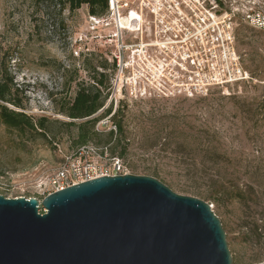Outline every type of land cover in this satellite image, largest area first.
Segmentation results:
<instances>
[{
  "label": "rangeland",
  "instance_id": "obj_1",
  "mask_svg": "<svg viewBox=\"0 0 264 264\" xmlns=\"http://www.w3.org/2000/svg\"><path fill=\"white\" fill-rule=\"evenodd\" d=\"M206 1H221L220 22L225 32L233 31L246 79L191 98L109 93L91 119L111 106L110 116L116 112L123 133L110 136L114 123L108 116L96 123L90 145L118 157L127 174L149 176L156 170L153 178L174 193L207 203L221 223L233 263L264 264V33L247 16L264 13V0ZM63 2L0 0V57L9 51L22 102L21 109L8 107L33 121L46 119L45 137L26 139L0 122V196L8 199L38 196L41 182L77 150V130L69 124L79 121L64 112L92 76L81 69L73 45L84 52L106 33L90 28L85 7L73 13Z\"/></svg>",
  "mask_w": 264,
  "mask_h": 264
},
{
  "label": "water",
  "instance_id": "obj_2",
  "mask_svg": "<svg viewBox=\"0 0 264 264\" xmlns=\"http://www.w3.org/2000/svg\"><path fill=\"white\" fill-rule=\"evenodd\" d=\"M0 264L234 263L207 203L127 174L68 187L40 204L0 196Z\"/></svg>",
  "mask_w": 264,
  "mask_h": 264
},
{
  "label": "built area",
  "instance_id": "obj_3",
  "mask_svg": "<svg viewBox=\"0 0 264 264\" xmlns=\"http://www.w3.org/2000/svg\"><path fill=\"white\" fill-rule=\"evenodd\" d=\"M220 5L221 1L206 0H108L103 16L87 15L90 28L106 33L95 44L107 47L103 58L115 65L110 94L191 98L210 87L245 80L233 49V31L225 32L220 22ZM247 16L264 33L263 11ZM87 51L73 45L76 58ZM120 175H127L122 161L109 157L105 147L83 146L74 158L61 161L32 198L40 204L68 187ZM39 213L46 210L39 206Z\"/></svg>",
  "mask_w": 264,
  "mask_h": 264
},
{
  "label": "trees",
  "instance_id": "obj_4",
  "mask_svg": "<svg viewBox=\"0 0 264 264\" xmlns=\"http://www.w3.org/2000/svg\"><path fill=\"white\" fill-rule=\"evenodd\" d=\"M107 2L108 0H64L63 4L73 13L85 7L89 16L101 17L107 10ZM106 49L107 47L98 43L88 48V51L81 54L78 58L82 61L81 69L91 71L92 78L91 83L85 86L79 85L73 99L68 103L64 112L70 120L79 121L78 124H69L70 126H75L77 130L76 137L73 140V147H76V149L90 145V142L94 141L98 134L95 131L96 123L111 114V106H109L101 116L91 119L93 115L102 109L105 100H108L110 80L115 73V65L109 64L103 58V53ZM10 59L9 51H2L0 57V122L5 128L16 131L20 139H26L31 134L45 137L46 119L40 118L33 121L24 113L16 112L8 107L22 108V102L18 99L21 91L16 87L9 70ZM103 88L105 92H103ZM115 114L116 112L110 116L114 123L109 133L111 137L114 134L121 135L123 133L122 125L120 121L116 120ZM122 152L124 151L120 150L119 156L123 155L121 154ZM196 168L194 167V172L200 171V169L197 170ZM158 174V171L153 170L149 176L156 178ZM208 198L211 197L209 196Z\"/></svg>",
  "mask_w": 264,
  "mask_h": 264
}]
</instances>
